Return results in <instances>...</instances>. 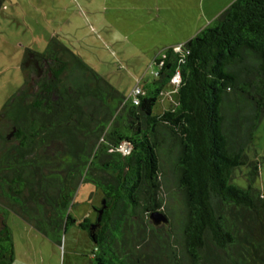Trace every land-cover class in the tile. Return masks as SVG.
Wrapping results in <instances>:
<instances>
[{
	"label": "trees",
	"instance_id": "16d2710c",
	"mask_svg": "<svg viewBox=\"0 0 264 264\" xmlns=\"http://www.w3.org/2000/svg\"><path fill=\"white\" fill-rule=\"evenodd\" d=\"M180 46L153 58L136 105L57 37L25 50L23 84L0 110V264L14 260L9 211L57 244L76 225L89 264H264V194L248 157L264 117V0H234ZM166 87L174 98L154 115ZM164 158L178 226L149 219L163 211ZM241 167L244 188L232 183ZM81 184L100 193L93 222L69 213Z\"/></svg>",
	"mask_w": 264,
	"mask_h": 264
},
{
	"label": "rangeland",
	"instance_id": "374dc122",
	"mask_svg": "<svg viewBox=\"0 0 264 264\" xmlns=\"http://www.w3.org/2000/svg\"><path fill=\"white\" fill-rule=\"evenodd\" d=\"M208 1L0 0V110L23 84L25 50L42 53L50 37H57L127 98L136 86L154 78L152 60L164 47L184 43L208 25V12L203 10ZM169 90L166 87L164 92ZM166 98L169 104V96ZM161 99L154 106V115L164 109ZM248 157L258 163L252 187L264 194V117ZM161 163L165 171L162 212L172 226H178L183 215L174 193L171 165L168 158ZM247 172L248 167L236 169L232 183L246 187ZM99 194L91 185L81 184L69 209L72 218L93 222L94 208L101 203ZM6 223L13 238L12 264H89L93 245L76 225L68 227L57 244L12 211L7 213Z\"/></svg>",
	"mask_w": 264,
	"mask_h": 264
},
{
	"label": "crops",
	"instance_id": "0c3cea01",
	"mask_svg": "<svg viewBox=\"0 0 264 264\" xmlns=\"http://www.w3.org/2000/svg\"><path fill=\"white\" fill-rule=\"evenodd\" d=\"M201 1H206V0H201ZM234 0H209L208 3H207V8L203 7L204 11L208 12V17H207V23L209 24V22L211 20H213L215 17H217L228 5H230ZM204 28V27H203ZM202 28V29H203ZM202 29H200L199 31H201ZM198 31V32H199ZM52 37H50L49 39H51ZM49 42V41H48ZM182 43H178V44H174V45H170V46H167V47H164L165 48H169V47H176L178 45H180ZM169 96V99H170V102L172 101V99L174 98L173 97V93H172V90L170 89L168 92H165L164 95L162 96V100H161V103H162V106H166L167 105V98L164 99L165 97Z\"/></svg>",
	"mask_w": 264,
	"mask_h": 264
},
{
	"label": "built area",
	"instance_id": "2783aa9c",
	"mask_svg": "<svg viewBox=\"0 0 264 264\" xmlns=\"http://www.w3.org/2000/svg\"><path fill=\"white\" fill-rule=\"evenodd\" d=\"M181 46H176L174 48V51L178 52L180 51V48ZM179 81H180V77H179V73L178 72H175V74L172 76L171 80H170V83L172 85H175L177 86L179 84ZM142 92V87L141 86H136L132 91L131 93L129 94L130 95V98L132 99V102L133 104H137L138 103V96L141 94ZM128 150L129 148L126 146V145H121L119 148H118V151L121 152L122 154H127L128 153Z\"/></svg>",
	"mask_w": 264,
	"mask_h": 264
},
{
	"label": "water",
	"instance_id": "95a60500",
	"mask_svg": "<svg viewBox=\"0 0 264 264\" xmlns=\"http://www.w3.org/2000/svg\"><path fill=\"white\" fill-rule=\"evenodd\" d=\"M99 213H101V210H99ZM149 219L154 226L167 225L168 224L167 216L161 211L151 212L149 214Z\"/></svg>",
	"mask_w": 264,
	"mask_h": 264
}]
</instances>
